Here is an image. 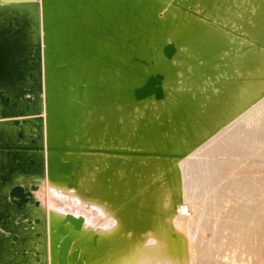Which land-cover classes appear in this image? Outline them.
<instances>
[{
	"label": "bare ground",
	"instance_id": "6f19581e",
	"mask_svg": "<svg viewBox=\"0 0 264 264\" xmlns=\"http://www.w3.org/2000/svg\"><path fill=\"white\" fill-rule=\"evenodd\" d=\"M54 1L0 0V74L29 55L42 76L12 81L0 140L16 143L4 124L28 97L44 146L0 152V264H252L241 239L264 217V0H67L60 20ZM87 8L75 59L67 26Z\"/></svg>",
	"mask_w": 264,
	"mask_h": 264
},
{
	"label": "rangeland",
	"instance_id": "374dc122",
	"mask_svg": "<svg viewBox=\"0 0 264 264\" xmlns=\"http://www.w3.org/2000/svg\"><path fill=\"white\" fill-rule=\"evenodd\" d=\"M34 1L37 2V0H34ZM9 15L12 16L13 19L17 18V15H13L11 13ZM28 18H29V21L33 22V17L31 16V13L28 15ZM2 23H6V22H2ZM20 25H22V24L18 23L17 26H14V29L15 30L17 29V31H18V29L20 28ZM22 31H23V29H22ZM28 56L29 55H23V56H20L16 59V66H13L16 69L15 77L11 76L9 72L7 74H5V73L0 74V75H4L3 77H5L3 79H0V81L3 82L2 84L0 83V90L3 91L6 94V96L9 97V99H8L9 103L4 107L0 106V109L3 110L4 113H6L10 110L11 100H12V98H14L16 96V93L14 94L15 88H17V90H19V87L13 85L12 81H19L18 83L24 82V84H26L25 88L27 89L28 86L32 87V85H38L37 81H36L37 75H38L39 81H41V79H42V76H40L41 63H39V65H38V62L36 60H34V58H35L34 56H29V57ZM28 58L32 59L31 62L28 60ZM22 59H25L26 62L28 60V62L26 64H24V63H22ZM2 64L3 63H0V65H2ZM6 65H7V63H6ZM14 78H15V80H14ZM27 95L25 94V96H27ZM41 96H42V93H41ZM27 98L28 97L20 99V101L24 105H23V109H22L23 113L21 114L23 116L20 115L19 117H22L23 119H27V121H31V123H29L27 126H21L20 128L18 127L17 135H16V140H17L16 143H12V144L11 143H4L2 140H0V152L10 153V152L17 151V152H36L37 153V152L43 151L42 149H44V146L41 143V139H42L41 122L40 123L36 122L34 119V118H37V116L41 114L42 107H41V105H39V107L41 108L39 110L38 105L32 103L31 100H29ZM25 104L29 105L28 107L31 109L30 111L25 110V108H24ZM27 112H29V113H27ZM19 117H16L14 119H19ZM23 122H25V121H23ZM4 125H7V124L5 123ZM26 128H28L29 131L25 132ZM38 128H40V139L37 141V145L34 144V146L35 147H38V146L42 147V149L38 150V151L20 149L21 145L23 147H27L28 145L33 146V141L38 136ZM21 129H22V131L19 132ZM31 146H29V147H31ZM2 147H6V148H2ZM262 166L264 167V165H262ZM6 172H11V171L8 170ZM259 175L260 176L264 175V169L260 170ZM240 176H241V179L243 180V178L245 177V173H241ZM257 176H258V171H253L250 173V177H252V178H257ZM238 185L239 186L235 187L233 190L240 188V186H242V184H240V183ZM25 196H28V195H25ZM257 197H258L257 203H258V205H261V200L263 199V193L261 191H259V188H258V192H257ZM43 198H44V195H43ZM43 198H42V200H43ZM38 203L40 205V202H38ZM27 205H28L27 206L28 211L37 214L38 206H36L35 204H27ZM185 206L186 205L184 203L180 204L179 216H182L183 212H184L183 214L191 213L188 211L189 208L187 209L186 208L187 206L186 207ZM192 207H193V210L191 209L192 214H194L195 209H194V206H192ZM182 210H183V212H182ZM199 211H200V209L198 208V212ZM35 217H36L35 219H39L38 216H35ZM251 220L256 224L259 222V220H261V229H260V231L251 230L249 232V235H243L241 241H245V242H244V247H243V245H241V249H243V251L245 252V255H247V256L249 255L252 258V264H264V217L261 219L259 216H254V217H252ZM190 221L196 223L195 218H192ZM32 226H29V228H31ZM47 231H48V229L46 228L45 232L47 233ZM212 231L213 230H211L210 227H204L203 228L204 236L208 237V239H210V237L212 236ZM219 239H220V237H219ZM212 241L215 242V243H212L214 247H216L219 244V242L216 239H213ZM24 250H26V249H24ZM27 255L28 254L23 253L21 255V258L24 260H27V262H29L28 261L29 257ZM206 255H207V253L199 256L198 261H201V262L205 261L207 259ZM36 256L39 257L40 255L37 254ZM41 256L39 257V262L42 258ZM45 256H48L46 251H45Z\"/></svg>",
	"mask_w": 264,
	"mask_h": 264
},
{
	"label": "water",
	"instance_id": "95a60500",
	"mask_svg": "<svg viewBox=\"0 0 264 264\" xmlns=\"http://www.w3.org/2000/svg\"><path fill=\"white\" fill-rule=\"evenodd\" d=\"M82 1L83 0H70V2L72 3L73 6L74 5H76V6L77 5L78 6L81 5L82 6ZM57 4H58V8L56 10L57 14H56L55 18L60 20L66 14L68 15L70 13L69 12L70 8H69V6L67 4V0H63L62 2H59V3L57 2V0H55L54 1V6H56ZM92 14H93L92 10H89L88 8L87 9H82L81 10V15H80V18H79V22L78 23H73V24L67 26V45H68V47H71V46L74 47L72 52H73V56H74L75 59L78 58L77 56H81L82 55V49H81L82 46L79 45L81 43V37L77 33L81 32V26L89 24V22L92 20ZM163 53H164V56L166 57V59L171 60L174 57L175 53H176L175 47L168 46V47L164 48ZM64 56H66V55H63L62 57H64ZM28 60L31 62L32 59L28 58ZM28 60H27V62H28ZM27 62H26L25 59H22V63L26 64ZM75 62H73V67H74V69H78L79 66L77 67ZM82 62H84V61H82ZM79 68H81V67H79ZM53 76L54 75L51 74V77H50L51 81H52V77ZM150 85H151V81L149 79V80H147V83L142 88H138V89L135 90V95H136L138 101L139 100L142 101V100L147 99L148 97H150L148 95L149 92H150V90H149V86ZM162 96H163V93L161 94V96L159 95L158 97L163 98ZM8 99H9V97L6 96V94L3 91L0 90V106L1 107H4V106H6L9 103ZM28 106H29L28 104H25L24 108H25L26 111H30L31 110ZM27 113H29V112H27ZM21 116H23V115H21ZM62 117H63V115H62ZM63 119H64V117H63ZM22 120L25 121V122H23ZM22 120L14 119L11 123H9V124L6 123V124L20 128L21 126H27L29 124V122H30V121H27V119H22ZM21 131H22V129L19 132H21ZM29 146H31V145H28L27 147H23L21 145L20 149H27V150H32V151H38L39 150L38 147H36L34 149L32 147H29ZM2 148H6V147H2ZM60 164L58 166L59 171L62 172V173H65V174H70V172H71L70 163H66V164L64 163V165H66V167H67L66 171H63L62 169H60V167L62 166V163H60ZM13 194L19 195V199L21 200V202H20L21 206L20 207L24 206L23 205V201L27 197V196H25L24 190L21 187H14ZM32 202H33L32 200H29L28 202H26V204L27 203H32ZM37 203L38 202H35L36 206H37Z\"/></svg>",
	"mask_w": 264,
	"mask_h": 264
}]
</instances>
